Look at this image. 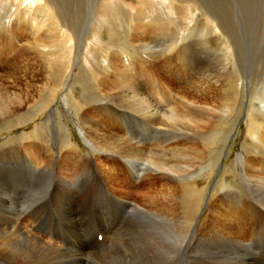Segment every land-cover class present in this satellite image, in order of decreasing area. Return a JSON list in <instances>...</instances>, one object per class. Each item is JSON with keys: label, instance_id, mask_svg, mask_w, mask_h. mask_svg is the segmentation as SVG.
I'll return each mask as SVG.
<instances>
[{"label": "rangeland", "instance_id": "1", "mask_svg": "<svg viewBox=\"0 0 264 264\" xmlns=\"http://www.w3.org/2000/svg\"><path fill=\"white\" fill-rule=\"evenodd\" d=\"M49 1L52 9L32 0H0V86L7 87L11 97L18 95L22 104L14 109L1 98L0 146L6 144L2 147L9 149L15 145L16 152L6 160L0 154V199L6 194L18 200L23 196L28 206L30 191L35 188V194L42 196L36 209L53 221L49 229L60 228L53 195L58 176L69 167L73 173L82 171L77 178L82 187L77 192L86 195L88 212L96 215L100 193L93 195L88 189L89 196L85 185L106 180L99 160L76 169L78 164H71V158L94 155L86 143L111 138L110 134L126 139L148 137L151 144L178 142L183 132L166 126L151 128L150 135L146 103L153 106L160 101V107L169 101L168 108L183 94H203L205 102L222 111L202 133L212 136L214 143L191 140L203 149L201 157L188 159L179 153L172 159L165 157L175 168L178 166L179 174L173 245L168 239L171 226L163 216L152 219L142 231L135 228L134 220L122 234L121 245L130 255L138 252L137 257L146 260L142 264H190L192 238H245L252 253L264 258V182L252 180L256 170L264 171L260 160L264 154V0ZM60 12L63 22L56 17ZM95 31L97 41L92 37ZM117 67H132L131 72L146 74L143 86L135 88L138 96L130 103L131 110L118 99L123 89L113 90L107 81ZM173 134L177 140L172 139ZM27 158L38 163L47 159L45 163L54 168L45 169L44 177H36L25 165ZM249 167L256 170L248 171ZM39 168L35 172L39 173ZM255 176L264 180V174ZM45 181L50 182L49 189ZM157 190L162 192L164 183ZM231 190L234 198L230 193L227 198L223 193ZM105 192L108 197L102 194L104 204L112 205L107 189ZM170 205L164 197L162 211L167 213ZM219 207L224 217L235 221L239 233L232 231L234 237L225 235L228 230L223 228L222 213H217ZM124 215L117 229L111 230L112 235L122 232L131 220ZM89 227L92 230L94 226ZM64 238L76 242L72 237ZM159 238L165 239L160 243ZM25 246L21 242L17 252ZM96 246L107 251L104 240Z\"/></svg>", "mask_w": 264, "mask_h": 264}, {"label": "bare ground", "instance_id": "2", "mask_svg": "<svg viewBox=\"0 0 264 264\" xmlns=\"http://www.w3.org/2000/svg\"><path fill=\"white\" fill-rule=\"evenodd\" d=\"M32 2H38L43 6H45L46 8L52 9V5L49 0H32ZM150 9L152 8H148V10ZM109 13H111V10ZM104 14H105L104 12L101 14L102 18L105 17ZM61 15L63 14L60 12V17L57 15L56 17H58L59 20L63 22L62 20L63 17L61 18ZM222 35L224 36L226 34H222ZM68 36L70 37V35ZM92 37L97 41L99 39L98 32L95 31L92 34ZM71 38L72 36L69 39ZM141 38L139 39L142 40ZM178 62L181 63L183 61L181 60ZM129 63L131 64V62ZM122 65L123 63H121V66ZM131 69L133 68L127 67L124 69H120L119 67L118 71L112 74L113 77L112 78L110 77L111 80L107 78L108 79L107 81L108 82L111 81L110 83H112V86H114V88H112L113 90L123 89V91L118 93V99L123 105L125 104L130 110H131L130 103L136 100L138 96V94H135V88L137 87L141 88L143 86L144 84L143 80L145 78L144 76L146 75L143 74L142 71H139L138 73L135 72L133 73L131 72ZM200 87L203 88V86L201 85ZM158 95L163 96L160 94ZM16 97H18V95H15V97H11L7 87L1 85L0 111L3 110V108L1 107L2 106L1 98L6 99L7 102H9L12 106L15 107L14 109H19V107H21L22 104ZM113 99L116 101L117 95ZM172 100L174 101V98H172ZM159 102L160 101L156 102L153 106H151L149 103H146L145 109L147 112L144 114L150 117V119L146 117L149 123L147 129L149 130L150 135H151V131H153L151 128L156 129L160 127L163 128V126H166L168 130L169 128H171V130H175V131L180 130L181 132H183L182 134H180V136H178V138H182L180 139V141L172 143V142H168L167 140V142L160 141L157 144L156 143L151 144V139L148 137L147 139L146 138L133 139L134 137L126 139L123 138L121 135L116 136L110 134L111 133L110 131L109 134L111 138L104 137V139L101 141L86 143L88 144V146L92 148L94 155L92 156L89 155L90 157L82 158V159L81 157L78 158L77 156L71 158V164L72 161L78 164L76 165L77 166L76 169L80 167V164L83 163L91 164L90 162L93 159L99 160L98 162L101 165L106 180L101 181L100 183H93L88 186H86L87 184L85 185V189L88 192V194L90 193L89 190L93 192V195L95 193H100L97 196V203L95 209L98 208L99 209L97 210L96 215L91 211L90 213L88 212L87 203L89 202L87 201L86 195L77 192V190H79L82 187L77 183L78 175L82 171L80 173L78 172L73 173L71 168L69 167L67 168L68 170L65 173L60 174L58 176L57 178L58 183L56 185L53 195V200L56 207L55 211L57 210L60 218V222H62L61 225L62 227L60 228L53 227L52 229H49V224L50 222L53 221L47 219L44 213L42 214V212L39 209H36L37 204L42 200V196H37L35 194V188L33 189V191L32 190L30 191L28 200H30L29 203L31 204L28 206L26 205V203L25 204L23 203L25 202L23 196L21 197L19 196V200L18 198L15 199H13V197L11 198V196L8 194L2 196V200L0 199V263L1 264H142L146 260L139 259L137 256H140V254L136 251H132V255H130L126 251V249L121 245L122 244L121 236L128 229L129 225H131L134 222V220L136 223L135 228L138 231H142L152 219L159 218L162 216L167 220V222L171 226V232H170L171 238L168 239H170L173 245L174 238L177 233L175 193H176V179L179 177V174L178 171L176 170V168L178 169V166H176L175 168V166L171 165V163L168 160H166L165 157L167 156L172 159L178 153L188 159L201 157L203 149L202 150L198 149L197 146L199 145L192 144L191 140L196 142L205 141L207 145L213 144L214 143L213 137L206 136L205 134L202 133H204V129L206 127L212 125V122L215 118L221 116L222 111L221 109L216 107L213 103L205 102V96L203 94H200L197 97L191 94L188 95L183 94L180 100L176 101L177 103L173 102L168 108L167 105L169 101H163L166 103V105L162 104L160 107L158 106ZM169 122H172L173 124L177 125L179 129L172 127L169 124ZM170 133L172 134V132ZM173 133L176 132L173 131ZM173 136L172 139L177 138V136L174 137ZM193 137H198V138L193 139ZM179 142H186V143L178 144ZM2 145L0 146V154L2 152L1 155L2 160L3 159L6 160L7 158L6 156H11L14 152H16L15 145L10 144L12 146L9 149H7V147L6 148L2 147ZM57 146L59 148V145ZM180 146L181 148L179 149ZM45 154L47 153L45 152ZM18 156H20L21 158L23 155L18 153ZM58 156L59 155H57L56 158ZM263 157L264 154L262 155V158ZM262 158L260 160L262 161V163H264ZM12 160L18 163L17 160H15V158H13ZM46 160L45 162H47ZM45 162H40L41 163L40 164L35 160L33 161L30 160V158H27L25 160V165L28 167L29 170H33V174L36 177L39 176L44 177V175L48 171L54 168L52 167L50 169L49 164ZM35 167L41 168V170L39 168L40 170L39 173L35 172L38 171L36 170ZM63 167L64 165L60 167L61 171ZM11 169L13 170V167H11ZM45 169H47V172L45 171ZM252 170H256V169L252 168ZM252 170L249 167L248 171H252ZM263 172L264 171L262 170H260V172L256 170L254 176L252 177V180L264 182L263 179H260L255 176V175L261 176L264 174ZM10 177H11L10 179L14 181L15 179L14 174L10 175ZM20 177L18 179H20ZM48 178L50 179V177ZM45 182L47 183L46 189H49L50 182L49 181H45ZM147 182H148V186H147ZM162 183H164V190L158 193L157 188L161 186ZM105 189H107L108 191L109 198L112 199V205H108L106 203L104 204L105 200L102 194L106 195ZM52 192H53V187L48 192V195ZM232 192H233L232 190L226 191L223 194H227L226 197L228 198V193H230V195H232L234 198L233 195L234 193L232 194ZM236 195L241 196L240 192H237ZM164 197H167L169 199V202L171 203L167 213H164L162 211V199ZM45 203L46 202H44V204ZM101 207H105L104 209L105 211L101 209ZM26 209L27 211H25ZM206 212H207V206L202 214H204L205 216ZM124 213H126V215L129 216L131 220L129 219L130 220L129 222L126 220L128 224L125 226L122 232L115 233L114 235H112L113 233L111 232V230L113 231L117 229L118 222L120 221ZM217 213L218 215L222 213L221 219L225 220L226 224H222V225L224 229L225 227H227L228 233L225 234L227 237L230 236L234 237L232 231H234L235 233H239V231L237 232L235 229L236 228V226L234 225L235 221L233 223L231 219H229L230 216L228 217V215L224 217L223 211L221 210L220 207L218 208ZM233 213L234 212H232V214ZM254 214L256 215V213ZM20 216L25 217V219L20 221L21 218ZM87 218H93V220H87ZM95 218L97 221L95 220ZM20 223L23 225H21ZM90 225L94 226L92 230L91 227H89ZM55 226L58 225L55 224ZM240 226L238 227L239 229ZM91 232L93 233V235ZM162 233L164 234V232ZM99 234L102 235L103 237L100 242L96 240ZM65 236L74 238L76 242L70 240L69 238H64ZM164 239L165 238H159L160 243H162ZM103 240L105 243V247L107 249V251L104 250L105 252L102 251L100 247L96 246L98 243H101ZM21 242H25L26 246L20 253H18L17 247ZM191 244L192 245H191L190 264H264V258H262L261 255L259 254L255 255L252 253L253 251H251L250 250L251 248H249L250 244L247 243L245 238H192Z\"/></svg>", "mask_w": 264, "mask_h": 264}]
</instances>
